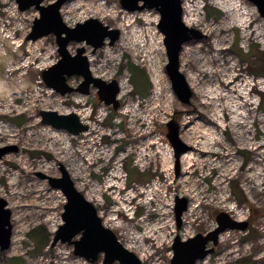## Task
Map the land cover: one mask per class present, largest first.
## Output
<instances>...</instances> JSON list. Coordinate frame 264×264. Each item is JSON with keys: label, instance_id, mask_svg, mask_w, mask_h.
Instances as JSON below:
<instances>
[{"label": "rangeland", "instance_id": "rangeland-1", "mask_svg": "<svg viewBox=\"0 0 264 264\" xmlns=\"http://www.w3.org/2000/svg\"><path fill=\"white\" fill-rule=\"evenodd\" d=\"M182 10L184 23L206 35L179 53L189 104L176 97L165 72L154 9L129 12L119 0L62 4L68 26L93 17L120 32L96 50L84 42L67 46L72 54L85 48L93 76L117 81L113 109L95 87L64 95L47 87L41 72L59 58L54 35L26 40L38 11L0 0V147H17L0 157V197L11 211L0 264H103L102 255L89 262L71 244L51 245L65 198L37 172L59 176L60 164L142 264H170L174 237L213 229L221 211L247 226L222 232L195 264H264V21L247 0H182ZM80 81L67 77L73 87ZM40 110L74 112L88 129L73 135L44 125ZM173 115L188 146L177 163L166 137ZM177 198L187 200L179 226Z\"/></svg>", "mask_w": 264, "mask_h": 264}, {"label": "water", "instance_id": "water-1", "mask_svg": "<svg viewBox=\"0 0 264 264\" xmlns=\"http://www.w3.org/2000/svg\"><path fill=\"white\" fill-rule=\"evenodd\" d=\"M66 0H54L43 4V0H15L18 9L25 11L34 8L38 11V17L34 18L30 32L26 40H36L43 36L53 34L57 45V61L41 72L45 85L54 89L60 95L79 92L88 94L90 87L96 88V94L100 101L106 105L111 104L116 109L119 101L117 81L112 79L107 82L92 75L89 62L84 54L85 48H76L75 53L67 49L69 43H82L90 45L93 50L104 45L108 39L113 44L119 37V30L103 24L96 18H87L77 22L74 26H68L60 15L61 5ZM255 6L258 14L264 21V0H247ZM122 8L132 12L135 10L154 9L158 13L157 29L162 35L167 62L165 72L171 82V88L176 97L183 103L189 104L191 89L187 84L184 74L179 70V53L184 44L191 40L205 38L201 30L186 25L182 19V0H119ZM77 75L81 81L76 87L67 83V77ZM41 123L55 129H64L77 135L88 126L82 123L75 113L61 114L54 110H40ZM166 137L174 148L176 163L181 153L188 149L178 136L179 124L174 115L166 123ZM16 146L0 147V157L9 151H15ZM60 175L50 176L41 172L37 175L46 179L52 189L60 190L65 198L61 213L62 223L56 229L51 245L57 242L68 243L73 246V254L83 257L89 262H94L102 255L103 264H142L138 256L127 249L117 239L114 232L102 223L96 207L75 187L69 173L60 164ZM175 207L176 224L180 225L181 214L186 209L187 200L177 198ZM11 211L7 207L5 199L0 197V249L9 248L11 236ZM216 226L205 232L196 233L186 239L176 235L171 244L172 257L170 264H195L212 253L218 244L219 234L225 230H245L246 221H238L226 212H219L215 216ZM78 235L77 239H74ZM211 245L208 246V244Z\"/></svg>", "mask_w": 264, "mask_h": 264}, {"label": "trees", "instance_id": "trees-1", "mask_svg": "<svg viewBox=\"0 0 264 264\" xmlns=\"http://www.w3.org/2000/svg\"><path fill=\"white\" fill-rule=\"evenodd\" d=\"M132 68H136V69H138L139 70V68L138 67H136V66H131L130 67V69H132ZM133 74H132V72H131V77H130V80H131V82L133 83V85H134V88L137 90V88H136V85H135V83H134V80H133ZM144 80L145 79H143L142 78V84H143V88H145V82H144ZM138 91V90H137ZM131 174H136V170L135 171H132V173ZM129 184V183H128ZM36 230V229H35ZM34 230V231H35ZM33 231V232H34ZM39 238H40V242H39V245L37 246L35 243V246H36V250H38L40 247H41V244L40 243H42V237H41V230L39 231ZM236 264H239L238 262H236ZM241 264H247V263H245V262H242Z\"/></svg>", "mask_w": 264, "mask_h": 264}, {"label": "bare ground", "instance_id": "bare-ground-1", "mask_svg": "<svg viewBox=\"0 0 264 264\" xmlns=\"http://www.w3.org/2000/svg\"><path fill=\"white\" fill-rule=\"evenodd\" d=\"M61 6H62V5H61ZM183 22H184V21H183ZM36 40H37V39H36ZM34 41H35V40H34ZM88 62H89V61H88ZM89 68H90V66H89ZM90 71H91V70H90ZM184 77H185V75H184ZM185 79H186V77H185ZM186 81H187V80H186ZM117 85H118V83H117ZM118 88H119V86H118ZM118 93H119V91H118ZM118 93H117V95H118ZM117 95H116V97H117ZM71 113H74V112H71ZM75 114H76V113H75ZM76 115H77V114H76ZM87 129H88V128H87ZM85 131H87V130H85ZM83 132H84V131H83ZM187 150H188V149H187ZM187 150H186V151H187ZM186 151H184L183 153H185ZM183 153H181V154H183ZM181 154H180V155H181ZM179 157H180V156H179ZM179 157H178V159H179ZM55 190H57V189H55ZM59 191H60V190H59ZM60 192H61V191H60ZM87 200H88V199H87ZM61 220H62V219H61ZM223 232H224V231H223ZM221 233H222V232H221ZM221 233H220V234H221ZM220 234H219V235H220ZM218 239H219V237H218ZM80 258H83V257H80ZM204 258H205V257H204ZM83 259H85V258H83ZM85 260H86V259H85ZM201 260H202V259H201ZM87 261H88V260H87ZM196 262H197V261H196Z\"/></svg>", "mask_w": 264, "mask_h": 264}]
</instances>
